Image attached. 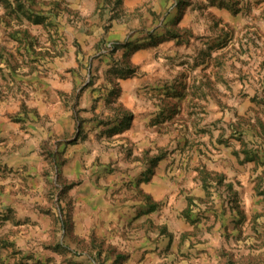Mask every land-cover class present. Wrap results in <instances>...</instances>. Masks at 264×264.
<instances>
[{
  "label": "rangeland",
  "instance_id": "rangeland-1",
  "mask_svg": "<svg viewBox=\"0 0 264 264\" xmlns=\"http://www.w3.org/2000/svg\"><path fill=\"white\" fill-rule=\"evenodd\" d=\"M0 264H264V0H0Z\"/></svg>",
  "mask_w": 264,
  "mask_h": 264
},
{
  "label": "crops",
  "instance_id": "crops-1",
  "mask_svg": "<svg viewBox=\"0 0 264 264\" xmlns=\"http://www.w3.org/2000/svg\"><path fill=\"white\" fill-rule=\"evenodd\" d=\"M124 135L126 136V132L124 133ZM118 143H121V142L118 141ZM123 143H124L123 146L126 147V143H125V141H123ZM120 155H121V156H124V154H119V155H117V153H114V154H113V158L115 159L116 156H120ZM128 217H129V216L126 215V218H128Z\"/></svg>",
  "mask_w": 264,
  "mask_h": 264
}]
</instances>
